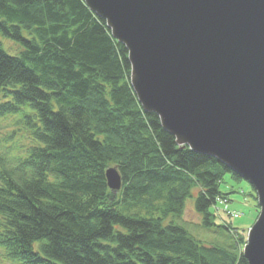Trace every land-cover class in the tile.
Instances as JSON below:
<instances>
[{
  "label": "trees",
  "instance_id": "1",
  "mask_svg": "<svg viewBox=\"0 0 264 264\" xmlns=\"http://www.w3.org/2000/svg\"><path fill=\"white\" fill-rule=\"evenodd\" d=\"M0 35L18 47L10 54L0 41V118L12 126L0 154L4 260L247 264L245 237L209 211L228 200L223 174L240 178L178 145L142 109L126 48L84 0H0ZM109 167L121 176L117 191ZM195 189L203 226L222 228L228 247L204 244L177 222Z\"/></svg>",
  "mask_w": 264,
  "mask_h": 264
},
{
  "label": "water",
  "instance_id": "2",
  "mask_svg": "<svg viewBox=\"0 0 264 264\" xmlns=\"http://www.w3.org/2000/svg\"><path fill=\"white\" fill-rule=\"evenodd\" d=\"M84 2L126 48L142 109L251 185L259 213L242 255L264 264V0ZM105 176L121 188L115 167Z\"/></svg>",
  "mask_w": 264,
  "mask_h": 264
},
{
  "label": "rangeland",
  "instance_id": "3",
  "mask_svg": "<svg viewBox=\"0 0 264 264\" xmlns=\"http://www.w3.org/2000/svg\"><path fill=\"white\" fill-rule=\"evenodd\" d=\"M0 41L5 49L9 52L17 53L18 47L10 39L0 35ZM12 129L9 119L0 118V154L5 151L4 145H10V142H6V134ZM17 144L20 143L19 138L12 139ZM4 146V149H3ZM219 190L223 194H227V202L224 205H220V210L217 213L213 206L209 211L214 212L216 218L214 222L216 224H228L233 230L246 238L247 229H249L258 216L257 201L254 196L255 193L252 187L246 181L233 178L228 172H225L219 182ZM196 196V189L193 190L191 197H188L185 201L184 210L180 219L177 222L186 229V231L202 241L204 244H219L223 246H229L231 244L232 237L223 232L222 228H211L203 226L202 216L194 208V200ZM232 212L237 215L230 214ZM0 264H9L2 258L0 254Z\"/></svg>",
  "mask_w": 264,
  "mask_h": 264
}]
</instances>
